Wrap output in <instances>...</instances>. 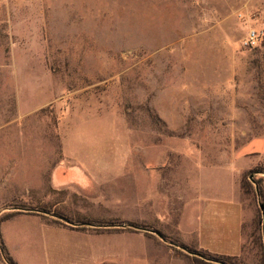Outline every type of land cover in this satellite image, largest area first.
I'll use <instances>...</instances> for the list:
<instances>
[{"label":"rangeland","instance_id":"obj_1","mask_svg":"<svg viewBox=\"0 0 264 264\" xmlns=\"http://www.w3.org/2000/svg\"><path fill=\"white\" fill-rule=\"evenodd\" d=\"M238 4L0 0V248L16 264H208L117 226L195 249L201 202L244 168L240 262L264 264V0Z\"/></svg>","mask_w":264,"mask_h":264},{"label":"crops","instance_id":"obj_2","mask_svg":"<svg viewBox=\"0 0 264 264\" xmlns=\"http://www.w3.org/2000/svg\"><path fill=\"white\" fill-rule=\"evenodd\" d=\"M231 1L239 3L240 9L253 11L258 8L260 0ZM245 170L246 168L232 174L234 189L208 198L205 204L201 202L197 217L195 249L214 255L235 257L241 261L245 232V203L242 196ZM223 172L227 174V169H223Z\"/></svg>","mask_w":264,"mask_h":264},{"label":"trees","instance_id":"obj_3","mask_svg":"<svg viewBox=\"0 0 264 264\" xmlns=\"http://www.w3.org/2000/svg\"><path fill=\"white\" fill-rule=\"evenodd\" d=\"M59 220V219H58ZM61 223H64L67 225L66 222L59 220ZM105 227H109V226H105ZM86 228V227H84ZM131 230V228H129ZM147 235H153L151 233L146 232ZM172 247V246H171ZM173 249H177L176 247H173ZM189 251L194 252L196 255L193 256V259L198 260L200 262H205L208 264H242L238 258L235 257H228V256H219V255H214V254H210L209 252L206 251H200L191 247H188ZM1 253L3 255V258L7 261L8 264H16L14 262V260L8 256V254L6 253V249L4 247L1 246L0 248ZM203 257H205L206 259H208L210 262H206Z\"/></svg>","mask_w":264,"mask_h":264},{"label":"water","instance_id":"obj_4","mask_svg":"<svg viewBox=\"0 0 264 264\" xmlns=\"http://www.w3.org/2000/svg\"><path fill=\"white\" fill-rule=\"evenodd\" d=\"M257 192H258V188H257ZM259 206H260V208H261V210H262L263 219H264V204H263L262 202H259ZM32 211H35V210H32ZM42 213H43V214H46V215L49 214V213H47V212H42ZM54 217H56V216H54ZM56 218H58V219L61 220V221L66 222V223L69 224V225H72V226H75V227H78V226H79V225H75V224H73V223H70L67 219H65V218H63V217H56ZM117 227H122V228H127V227H129V228H133V229H136V230H143V231H145V232H148V233H151V234H154V235L158 236V237H159L161 240H163L164 242L169 243L171 246H175V247L180 248L181 250H183L184 252H186V253L189 254V255H196L194 252L189 251L186 247L179 246V245H177V244H175V243H173V242H168V241L166 240V238H165L160 232H157V231H155V230L147 229V228H141V227H137V226H135V225H125V224L120 225V226H117Z\"/></svg>","mask_w":264,"mask_h":264},{"label":"built area","instance_id":"obj_5","mask_svg":"<svg viewBox=\"0 0 264 264\" xmlns=\"http://www.w3.org/2000/svg\"><path fill=\"white\" fill-rule=\"evenodd\" d=\"M257 42V34L255 32H253L252 34H250V36L248 37V40L246 41V45H255Z\"/></svg>","mask_w":264,"mask_h":264}]
</instances>
